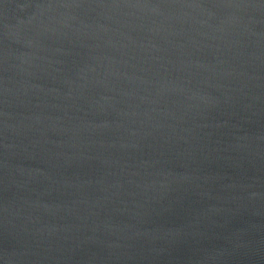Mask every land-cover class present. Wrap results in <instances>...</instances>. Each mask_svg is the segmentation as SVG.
Masks as SVG:
<instances>
[{"label":"water","instance_id":"obj_1","mask_svg":"<svg viewBox=\"0 0 264 264\" xmlns=\"http://www.w3.org/2000/svg\"><path fill=\"white\" fill-rule=\"evenodd\" d=\"M0 264H264V0H0Z\"/></svg>","mask_w":264,"mask_h":264}]
</instances>
